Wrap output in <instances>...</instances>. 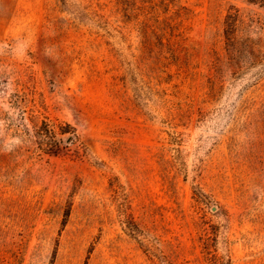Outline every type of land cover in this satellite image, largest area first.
<instances>
[{
	"label": "rangeland",
	"instance_id": "1",
	"mask_svg": "<svg viewBox=\"0 0 264 264\" xmlns=\"http://www.w3.org/2000/svg\"><path fill=\"white\" fill-rule=\"evenodd\" d=\"M0 264H264V6L0 0Z\"/></svg>",
	"mask_w": 264,
	"mask_h": 264
},
{
	"label": "trees",
	"instance_id": "2",
	"mask_svg": "<svg viewBox=\"0 0 264 264\" xmlns=\"http://www.w3.org/2000/svg\"><path fill=\"white\" fill-rule=\"evenodd\" d=\"M248 1L264 6V0H248ZM54 134H55V137L50 147L52 149H57L59 147L60 140H58L55 132ZM126 229L129 231L130 235H133L135 237L137 235L136 232L139 230L138 226L133 221L126 222Z\"/></svg>",
	"mask_w": 264,
	"mask_h": 264
}]
</instances>
